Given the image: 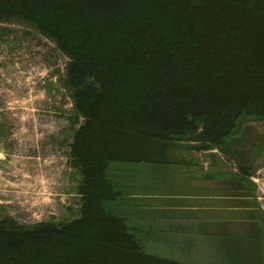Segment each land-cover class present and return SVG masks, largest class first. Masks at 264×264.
<instances>
[{"label":"trees","instance_id":"16d2710c","mask_svg":"<svg viewBox=\"0 0 264 264\" xmlns=\"http://www.w3.org/2000/svg\"><path fill=\"white\" fill-rule=\"evenodd\" d=\"M15 21L67 58L81 204L64 224L0 219V264H183L143 250L117 209L116 173L175 163L190 142L248 178L234 145L251 141L248 127L235 137L242 119L264 120V0H0V23ZM250 219L217 261L264 264V228Z\"/></svg>","mask_w":264,"mask_h":264},{"label":"rangeland","instance_id":"374dc122","mask_svg":"<svg viewBox=\"0 0 264 264\" xmlns=\"http://www.w3.org/2000/svg\"><path fill=\"white\" fill-rule=\"evenodd\" d=\"M66 63L56 46L34 29L17 21L0 23V219L27 228L43 222L64 224L79 216L80 174L70 145L82 119L63 85ZM244 127L250 128L251 141L234 148L248 161L244 180L254 202L250 212L264 228V120L242 119L235 137ZM191 144L172 150L175 163L200 170L215 167L218 178L243 180L236 160L218 149L200 152ZM241 227L239 223L235 230ZM185 261L222 264L206 256Z\"/></svg>","mask_w":264,"mask_h":264},{"label":"crops","instance_id":"0c3cea01","mask_svg":"<svg viewBox=\"0 0 264 264\" xmlns=\"http://www.w3.org/2000/svg\"><path fill=\"white\" fill-rule=\"evenodd\" d=\"M215 169L170 163L116 173L117 209L145 252L183 264L205 256L214 263L219 247L246 231L254 207L249 183L218 178Z\"/></svg>","mask_w":264,"mask_h":264}]
</instances>
